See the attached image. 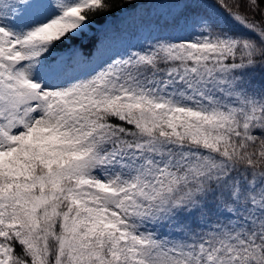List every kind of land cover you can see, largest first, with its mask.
<instances>
[{"label":"snow or ice","instance_id":"6c2138e0","mask_svg":"<svg viewBox=\"0 0 264 264\" xmlns=\"http://www.w3.org/2000/svg\"><path fill=\"white\" fill-rule=\"evenodd\" d=\"M134 3L0 0V264H264V0Z\"/></svg>","mask_w":264,"mask_h":264},{"label":"trees","instance_id":"16d2710c","mask_svg":"<svg viewBox=\"0 0 264 264\" xmlns=\"http://www.w3.org/2000/svg\"><path fill=\"white\" fill-rule=\"evenodd\" d=\"M138 3H141V7H137L136 4H126L123 12L117 9L110 14V22L118 23L121 17L138 18L142 14L143 10V0H137ZM149 8H152V5H148ZM104 23L103 20L97 21L96 26L100 27Z\"/></svg>","mask_w":264,"mask_h":264}]
</instances>
